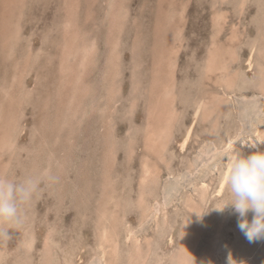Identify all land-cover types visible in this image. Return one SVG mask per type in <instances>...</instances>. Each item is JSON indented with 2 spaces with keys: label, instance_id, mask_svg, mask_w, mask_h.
Wrapping results in <instances>:
<instances>
[{
  "label": "rangeland",
  "instance_id": "obj_1",
  "mask_svg": "<svg viewBox=\"0 0 264 264\" xmlns=\"http://www.w3.org/2000/svg\"><path fill=\"white\" fill-rule=\"evenodd\" d=\"M263 71L264 0H0V177L41 178L0 264H264L217 210Z\"/></svg>",
  "mask_w": 264,
  "mask_h": 264
},
{
  "label": "clouds",
  "instance_id": "obj_2",
  "mask_svg": "<svg viewBox=\"0 0 264 264\" xmlns=\"http://www.w3.org/2000/svg\"><path fill=\"white\" fill-rule=\"evenodd\" d=\"M229 165L224 181L230 199L217 210L232 209L238 228L249 242L264 240V151L237 154ZM47 179L54 177L48 175ZM40 182V177L33 176L19 181L0 177V243L10 241L13 229L24 223L21 205L32 199Z\"/></svg>",
  "mask_w": 264,
  "mask_h": 264
},
{
  "label": "bare ground",
  "instance_id": "obj_3",
  "mask_svg": "<svg viewBox=\"0 0 264 264\" xmlns=\"http://www.w3.org/2000/svg\"><path fill=\"white\" fill-rule=\"evenodd\" d=\"M28 7V6H27ZM245 11V10H244ZM238 12V11H237ZM26 14V13H25ZM143 17V16H142ZM141 19V18H140ZM225 23V22H224ZM232 27V26H231ZM229 31H230V29H229ZM235 31V30H234ZM55 32V31H54ZM221 32V31H220ZM225 34V33H224ZM60 49V48H59ZM162 54V53H161ZM177 70V69H176ZM264 72V71H263ZM40 76V75H39ZM153 78V77H152ZM146 79V78H145ZM160 81V80H159ZM161 85V84H160ZM30 97V96H29ZM59 112V111H58ZM12 127V126H11ZM69 131H70V129H69ZM10 137V136H9ZM161 139V138H160ZM165 141V140H164ZM252 144V143H251ZM166 150V149H165ZM112 159V158H111ZM206 187V186H205ZM195 193V192H194ZM140 194V193H139ZM199 197V196H198ZM108 205V204H107ZM115 205V204H114ZM118 207V206H117ZM113 213V212H112ZM112 219V218H111ZM115 221V220H114ZM108 223V222H107ZM197 225V224H196ZM114 226V225H113ZM125 229V228H124ZM118 230V229H117ZM132 233V232H131ZM193 233V232H192ZM105 234H108V233H106L105 232ZM125 235H126V233H124ZM136 235V234H135ZM195 235V234H194ZM103 241L104 240H107L106 239V237H105V235H104V239H102ZM101 240V241H102ZM117 240V239H116ZM189 240V239H188ZM110 241V240H109ZM115 241V240H114ZM107 242H108V240H107ZM133 242V241H132ZM199 242V241H198ZM47 244V243H46ZM101 246V245H100ZM117 247V246H116ZM111 249V248H110ZM150 249V248H149ZM106 252V251H105ZM1 257V256H0ZM103 257V256H102ZM118 259V258H117ZM103 260V259H102ZM107 260V259H106ZM112 260V259H111ZM161 260H164V259H161ZM148 261H149V259H148ZM160 261V260H159ZM158 261V262H159ZM51 262V261H50ZM162 262V261H161ZM173 262V261H172ZM104 264V263H103ZM159 264H161V263H159Z\"/></svg>",
  "mask_w": 264,
  "mask_h": 264
}]
</instances>
